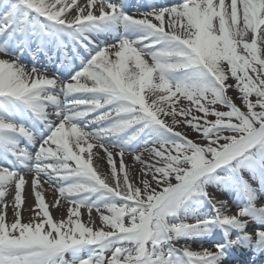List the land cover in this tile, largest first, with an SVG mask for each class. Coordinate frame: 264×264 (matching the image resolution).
Segmentation results:
<instances>
[{
    "label": "snow or ice",
    "instance_id": "6c2138e0",
    "mask_svg": "<svg viewBox=\"0 0 264 264\" xmlns=\"http://www.w3.org/2000/svg\"><path fill=\"white\" fill-rule=\"evenodd\" d=\"M94 6L95 0H0V53L13 56L0 58V156L8 165H0V264H220L225 244H215V251L175 246L213 228L227 245L264 252V204L257 207L242 175L259 173L264 180V49L258 46V39L264 44V0L172 6L153 0L141 18L127 14L123 0H100L99 15ZM121 27L132 35L110 44L93 39ZM32 43L37 52L53 45L67 66L78 60L79 70L65 82L39 74L35 65L29 70L10 48L22 54ZM230 78L235 84L227 83ZM230 89L238 92L239 105ZM177 127L189 128L196 139ZM38 136L33 156L21 140L35 146ZM89 139L105 152L115 186L93 166ZM140 143L143 151L134 160L141 168L133 181L123 157ZM109 147L119 148L118 166ZM23 170L35 173L39 210L27 223ZM41 177L74 205L66 220L51 216L38 190ZM233 177L246 203L226 215L208 188ZM13 194V201L5 199ZM204 202L214 216L172 222ZM82 207L100 213L99 229L91 217L81 221ZM9 208L12 222L6 221ZM252 223L258 226L249 231Z\"/></svg>",
    "mask_w": 264,
    "mask_h": 264
},
{
    "label": "bare ground",
    "instance_id": "6f19581e",
    "mask_svg": "<svg viewBox=\"0 0 264 264\" xmlns=\"http://www.w3.org/2000/svg\"><path fill=\"white\" fill-rule=\"evenodd\" d=\"M132 3L129 5L124 6V11L129 14L133 15L136 18H141L140 14L142 12L149 11L148 5L153 2V0H150L148 3L138 5L136 4L137 1L131 0ZM124 2V0H123ZM156 3H158L160 6H172L173 4L179 3L180 0H155ZM214 2L218 3V0H214ZM226 4L230 3V0H225ZM78 4L85 5L87 4V0H77ZM99 4L100 0H95V6L92 7V11L95 15H99ZM107 10V9H106ZM2 9H0V15H2ZM76 12H72V15H75ZM158 23L157 21H153ZM242 27V22L241 25ZM165 27L167 29V17H166V24ZM132 34L125 32L124 29L121 27L117 30L114 31H102L98 34L93 35V39L97 41V43H104V44H110L114 42V40L120 39L121 36H127L130 37ZM251 33H249L248 39L250 41ZM4 37H0V43H2ZM258 46L264 49V44H260L259 39H258ZM48 46L46 49L49 50ZM31 50H26L27 53L21 54V50L18 47L12 46L10 48V51L14 53V55H19V63L24 64L27 66V68L30 70L33 65L39 70V74H42L44 76H47L48 78H53V77H58L61 82H65L68 80V78L73 74L74 71L79 70V63L76 64L69 72H66L64 74H61L59 72V69L57 66H55L52 62L55 58L49 57V55H52L51 53L47 52L43 55V60H42V54L40 52L36 51V44L32 43L30 46ZM238 51L243 53L242 46L238 48ZM80 53L83 56H87V53L83 50L80 49ZM38 55L39 59L41 62H35L33 60V57ZM68 55L72 56L71 48L69 47L68 50ZM0 58L4 59H13L12 55L9 56H4L2 53H0ZM44 64H43V62ZM74 65V64H73ZM72 65V66H73ZM68 66V67H72ZM229 84H235V81L233 79H229L227 81ZM231 94L233 95H238V92L236 90L230 89L228 91V95L231 97ZM145 97L148 102H151V94L145 90ZM60 99L63 101L64 97L61 95ZM182 103H187V101H182ZM51 111V109H49ZM198 115H201L197 113ZM95 115V114H93ZM92 117L89 116L86 119H91ZM26 122V121H25ZM170 122V121H169ZM42 127V126H41ZM97 127V125H91L90 128ZM176 130L185 132L191 137L193 140L196 139V133L191 131L189 128L184 127L180 128L177 127ZM40 137H37V142L36 145H30L27 143L25 140H21V146L26 147L29 152L32 153V155H35V152L37 148L39 147L40 144ZM88 143H93L95 146L92 149L93 152V166L96 167L97 165L99 166V171L108 177V183L110 185L115 186V182L112 180L111 175H110V168L109 165L107 164V157L106 154L103 150L99 149L98 143L96 141H93L89 139L87 141ZM85 147H87V144L82 141L81 142ZM54 147V146H53ZM148 147H151L149 145ZM144 145L142 143L139 144V148L135 152H126L123 159L124 162L127 166L126 170L129 171V175L131 176L133 181H137L139 177V169L141 168V165L134 160L135 155L140 154L143 151ZM109 151H111L114 155V158L116 160L117 166L119 165V158L117 154L119 153V148L117 147H109ZM85 157H87V153L84 154ZM147 153H144L142 158L146 159ZM11 158V157H10ZM0 165H3L7 167L8 165L2 161V156H0ZM23 175L25 176L26 184L24 186V190L22 192V196L24 197V203L21 205L22 209V223H27L30 218L35 216V212L39 211L38 209H34L35 205V198H34V192L32 189L31 181L35 178V173L33 171H28V170H23ZM243 177L245 180L248 181L249 185L251 188L254 190V186L258 185L260 186L259 189H257V192H255L257 196V202H261L264 204V180H260L261 178L259 173H256L255 175L245 171L242 173ZM122 176V174H121ZM151 179V177H148ZM235 184V190H233L232 184ZM42 192V195L45 198L46 203L49 205V212L51 216L53 217L54 221H60V220H66L68 216V208L69 207H74L70 203V200L65 199L64 197L60 196L57 186L50 185L48 183H44L43 177H41V183L39 186V189ZM10 191L14 193V186L10 188ZM209 196L213 197V202L216 203L217 207L221 208L222 212H231L232 209H234L235 206H238L237 199L238 197L241 199H245L244 193L240 190L238 184L235 181V177H233L232 182H230L228 185H209L208 188ZM8 201H13L14 200V194L13 195H8L5 198ZM218 202H226V206L221 207V204ZM206 207L212 210V205L206 202ZM104 214H108L106 210L101 209ZM81 221L82 222H87L89 220V217L94 221V224L92 225L94 229H99L101 227L102 221L100 219V213L96 211L95 208L91 210L89 213L87 208H81ZM188 212H190L188 210ZM42 215V214H41ZM14 219L11 208L6 210V221L7 222H12ZM106 230V228H105ZM249 231L253 230V224L249 225L248 228ZM180 247L182 246H189L191 250H196L198 246H205V241L204 240H196V239H189V240H181L180 242ZM220 244V243H219ZM242 247H248L243 245ZM213 250L215 249V246L213 247ZM220 264H264V252H259V251H254L252 247L248 248H241L237 249L231 246H228L224 250V255L223 258L220 260Z\"/></svg>",
    "mask_w": 264,
    "mask_h": 264
},
{
    "label": "rangeland",
    "instance_id": "374dc122",
    "mask_svg": "<svg viewBox=\"0 0 264 264\" xmlns=\"http://www.w3.org/2000/svg\"><path fill=\"white\" fill-rule=\"evenodd\" d=\"M251 74V73H250ZM231 97L234 99V101L239 105L240 104V101L239 100H236L235 98L237 97L236 95H233V94H231ZM253 100L255 99V97H253L252 98ZM202 115V114H201ZM232 187H233V190H235V184L233 183L232 184ZM193 206V205H192ZM192 206L189 208V209H192ZM261 206V204H257V207H260ZM240 207V206H239ZM238 210V207H235L234 209H232V211L231 212H227V213H225L224 212V214H226V215H233V214H235L236 213V211ZM211 211L209 210V213H210ZM214 216V215H213ZM127 219V218H126ZM181 221H183V222H185V223H187V222H192V221H196V216L195 215H192V214H190V213H188V215H187V217H184V216H181L180 218H179V220H174V221H172L173 223H178V222H181ZM253 224V229L255 228V227H257L258 225H256L255 223H252ZM106 230H108L107 228H106ZM253 231V230H252ZM232 236V235H231ZM218 237V239H220V241L222 242L223 241V243L224 244H226L227 245V243H226V240H225V238H222V237H220L219 235L217 236ZM199 239H202V240H204L205 242H207L205 245V248L203 247V248H201V249H208L209 247H211V245L212 244H210L211 242V240L209 239V237H208V235H206V236H201V237H198ZM232 238V237H231ZM181 242V240L178 242V243H176L175 245H177V244H181L180 243ZM193 251H200V250H193ZM69 259L71 258L70 256L68 257Z\"/></svg>",
    "mask_w": 264,
    "mask_h": 264
}]
</instances>
